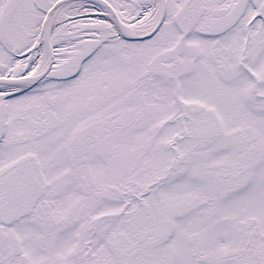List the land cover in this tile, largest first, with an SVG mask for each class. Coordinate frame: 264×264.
<instances>
[{
    "label": "snow or ice",
    "instance_id": "snow-or-ice-1",
    "mask_svg": "<svg viewBox=\"0 0 264 264\" xmlns=\"http://www.w3.org/2000/svg\"><path fill=\"white\" fill-rule=\"evenodd\" d=\"M0 264H264V0H0Z\"/></svg>",
    "mask_w": 264,
    "mask_h": 264
}]
</instances>
